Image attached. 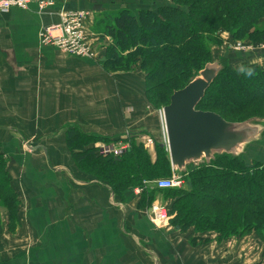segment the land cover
<instances>
[{
	"label": "crops",
	"instance_id": "0c3cea01",
	"mask_svg": "<svg viewBox=\"0 0 264 264\" xmlns=\"http://www.w3.org/2000/svg\"><path fill=\"white\" fill-rule=\"evenodd\" d=\"M54 1L43 12L31 3L0 13V142L22 199L17 235L6 222L1 227L0 264H257L260 238L218 243L215 232L184 231L171 221L155 225L137 201L122 202L106 183L77 168L70 129L116 140L147 130L162 145L163 125L145 94L143 70L111 71L102 62L106 44L96 17L118 9V1ZM64 9L90 13L87 33L96 58L41 45L39 30L57 24ZM223 38L221 48L228 45ZM225 56L231 63L246 59L237 67L247 60L264 64V45L238 51L229 44L218 59ZM153 145L147 149L154 160ZM255 160L264 162V145L248 163Z\"/></svg>",
	"mask_w": 264,
	"mask_h": 264
},
{
	"label": "trees",
	"instance_id": "16d2710c",
	"mask_svg": "<svg viewBox=\"0 0 264 264\" xmlns=\"http://www.w3.org/2000/svg\"><path fill=\"white\" fill-rule=\"evenodd\" d=\"M145 1L148 4L139 0L141 5L136 7L132 4L98 13L95 30L106 44L104 66L111 71L143 70L145 94L156 109L168 105L173 92L184 88L206 64L216 61L212 48L223 42V32L234 41L264 42V0ZM107 36L113 40L108 41ZM218 60L225 69L198 108L231 122L264 117V91L240 102L232 88L233 84L239 87L245 83L264 88V66L245 61L240 69L231 65L229 57ZM148 134L142 130L128 136L131 147L119 157L102 156L93 146L116 139L77 128L67 132V139L77 168L106 183L122 202L137 201L138 209H143L160 192L172 199L167 207L175 227L215 232L218 243L250 233L264 241L263 161L249 164L247 159L217 157L209 165L190 168L182 175L181 187L150 190L144 181L170 177L173 170L167 148L158 142L153 160L142 139ZM9 166L10 158L0 142V231L6 216L9 231L15 233L20 226L22 199L12 185Z\"/></svg>",
	"mask_w": 264,
	"mask_h": 264
},
{
	"label": "water",
	"instance_id": "95a60500",
	"mask_svg": "<svg viewBox=\"0 0 264 264\" xmlns=\"http://www.w3.org/2000/svg\"><path fill=\"white\" fill-rule=\"evenodd\" d=\"M224 69L221 60L209 62L163 107L167 143L161 146L167 148L172 170L180 176L225 155L252 159L256 147L264 144V117L231 122L198 108Z\"/></svg>",
	"mask_w": 264,
	"mask_h": 264
},
{
	"label": "built area",
	"instance_id": "2783aa9c",
	"mask_svg": "<svg viewBox=\"0 0 264 264\" xmlns=\"http://www.w3.org/2000/svg\"><path fill=\"white\" fill-rule=\"evenodd\" d=\"M31 3H37L43 12L52 6L54 0H0V13H8L12 8H28ZM90 13L80 9H64L59 13L60 20L57 24L43 27L39 30V38L41 45L53 46L64 53L77 56L96 58L98 52L94 48L90 37L87 33V18ZM239 46V45H238ZM240 49L239 47H237ZM237 49V50H238ZM162 125L164 142L167 143V134L164 123L163 109L159 111ZM143 138V137H142ZM145 146L153 145V138L145 135ZM130 147L127 141L102 142L98 148V152L102 156H122ZM184 185L182 176L173 174L169 178H160L156 180V186L161 189L181 187ZM141 191V190H140ZM137 192V189H136ZM148 219L155 225H164L168 223L170 216L168 207L165 204L153 203L152 207L147 211Z\"/></svg>",
	"mask_w": 264,
	"mask_h": 264
},
{
	"label": "rangeland",
	"instance_id": "374dc122",
	"mask_svg": "<svg viewBox=\"0 0 264 264\" xmlns=\"http://www.w3.org/2000/svg\"><path fill=\"white\" fill-rule=\"evenodd\" d=\"M118 1V8H121V7H124V6H130V5H132V4H134V6L136 7V5H141V3L139 2V0H126L125 1V3H124V1H121V0H117ZM147 1H145L144 0V3L145 4H148V3H146ZM262 21H264V19L262 20ZM226 32H223L222 33V37H224V36H226V37H228V39H227V42H228V45L226 46V47H224V48H221L220 46L221 45H224V43L223 42H225L224 40H223V42L220 44V45H218V47L217 46H214L213 48H212V51H213V58L215 59V60H217L220 56H221V51H223V50H225L226 48H228V46H229V44H231V45H235V48H237V47H239L240 49H238V51H241V50H251V49H254V47H256L257 45H260V46H262V45H264V42L263 43H258V42H250V41H234L233 39H232V37L230 36V35H228V33L227 34H225ZM225 34V35H224ZM224 35V36H223ZM224 39V38H223ZM156 43V42H155ZM239 45V46H238ZM241 60H246V59H244L243 57H239L238 58V60L237 61H233V63L231 64L233 67H236V68H240V69H242V67H243V65H241V66H239V67H237V65L240 63V61ZM249 63H256V64H258V65H262V66H264V64L262 63V62H259V61H252V60H247ZM132 70H136V72L137 71H139L140 69H139V67H134ZM131 70V71H132ZM141 71V70H140ZM244 86H237V85H232L233 87V91L235 92V96H236V100L237 101H244V99L245 98H247V97H250V96H252V95H254V94H260V95H262L263 94V92L262 91H264V88H262L261 86L259 87V84H249V83H245V84H243ZM243 87H244V89H243ZM163 109V107L161 106L160 108H158V110L160 111V110H162ZM111 139V138H110ZM114 141H127V142H129V144H130V147H131V142H130V140H126V139H121V140H114ZM138 143L140 142L139 140H136ZM142 141V140H141ZM103 142V141H102ZM102 142H100L99 144H97V148H99L100 147V145L102 144ZM108 142H112V141H108ZM133 142V141H132ZM144 142V141H143ZM144 143H146V141L144 142ZM262 145H264V144H262ZM94 146V145H93ZM154 146V145H153ZM129 147V148H130ZM149 147V146H148ZM147 147V148H148ZM252 158H254V157H252ZM174 174V172H172V175ZM171 175V176H172ZM89 176V175H88ZM170 176V177H171ZM161 178V177H160ZM159 178V179H160ZM163 178H169V177H163ZM157 180V179H156ZM156 180L155 181H144V185H145V188L147 189V188H149L150 190H153L155 187H157L156 186ZM16 190V189H15ZM114 193V192H113ZM137 193L138 194H140L141 193V191H140V189H137ZM157 194V199H158V203H161V204H165V205H170V203L172 202V199L170 198H165L164 196H163V193H160L159 192V194L158 193H156ZM154 197H156V195L154 196ZM156 200V198L155 199H153V201L148 205V206H146V208H143L145 211H146V214H147V211L149 210V208H151L152 207V205H153V203H154V201ZM138 207V206H137ZM139 209H141V208H139ZM148 215V214H147ZM5 217L6 216H4V220H3V225L5 224ZM13 235H17V233H14ZM249 235H252V236H255V237H257V238H259L255 233H250ZM248 236V235H247ZM260 240L263 242V244H264V241L260 238ZM260 251H261V253H260V260H259V262L257 263V264H264V246L263 247H260Z\"/></svg>",
	"mask_w": 264,
	"mask_h": 264
}]
</instances>
